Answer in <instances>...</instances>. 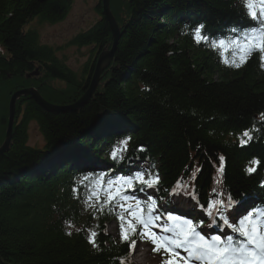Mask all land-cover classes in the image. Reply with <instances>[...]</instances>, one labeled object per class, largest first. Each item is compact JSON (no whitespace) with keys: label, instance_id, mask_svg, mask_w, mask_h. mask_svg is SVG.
I'll list each match as a JSON object with an SVG mask.
<instances>
[{"label":"trees","instance_id":"16d2710c","mask_svg":"<svg viewBox=\"0 0 264 264\" xmlns=\"http://www.w3.org/2000/svg\"><path fill=\"white\" fill-rule=\"evenodd\" d=\"M120 1L109 2L119 7ZM122 1L124 10L110 6L119 35L96 95L77 112H49L28 96L17 101L9 145L0 155V264H128L130 240L106 231L108 222L119 221V209L97 204L95 198L86 206L85 198L89 186L103 198L100 176L127 172L130 161L135 166L145 162L159 173L157 194L176 210L184 211L168 199L174 191L198 197L193 202L210 218L221 196L226 202L229 196L239 201L264 193L261 53L253 51L233 67L211 50L214 38L225 39L226 30L244 36L258 27L243 14L246 0ZM69 2L0 0V85L39 71L64 87L43 92L36 78L21 85L37 86L46 101L57 105L72 104L87 90L95 58L77 74L56 63L52 49L39 42L34 30L23 29L33 16L52 23L62 20ZM97 10L101 13L100 3ZM101 14L71 43L96 52L109 49L111 32ZM198 25L204 26L201 36L207 40L197 42ZM5 107L0 108V144L7 125ZM31 121L45 138L53 134L54 142L46 141L43 150L28 145ZM79 125L86 126L73 133ZM246 130L251 140L244 136ZM125 137L131 138L127 150L120 143ZM241 139L247 143L242 145ZM139 145L143 152L134 150ZM113 151L124 159L113 160ZM221 156L224 172L218 176ZM254 160L259 161L257 170L249 174ZM198 208L186 212L195 222ZM92 231L96 246L89 242Z\"/></svg>","mask_w":264,"mask_h":264},{"label":"snow or ice","instance_id":"6c2138e0","mask_svg":"<svg viewBox=\"0 0 264 264\" xmlns=\"http://www.w3.org/2000/svg\"><path fill=\"white\" fill-rule=\"evenodd\" d=\"M256 0H246V8L250 20L257 22L258 27L251 28L245 35L237 37L239 42L243 40L236 51L240 53V63H232L230 66L239 67L240 64L246 62L247 56L253 51L261 53V60L264 62V19H260L255 8ZM261 5L260 17H264V0H259ZM204 30L203 25H198L195 30L197 42L207 40L208 37H202ZM259 41V43H257ZM224 39H220L219 44L223 46ZM213 46L216 44L214 42ZM120 135V131L115 133ZM244 136L251 140L252 137L246 130ZM131 140L125 137L121 140V144L127 150V145ZM247 143V140L241 139V144ZM136 151L143 152L144 146L139 145ZM113 160H123V156H118L116 151L112 154ZM139 160V157L135 158ZM220 167L217 170L218 176H222L224 172V157H220ZM254 165H258L259 161H253ZM111 166H109L110 168ZM249 174L256 171L255 167L246 170ZM91 173L84 177L82 185L90 177ZM102 182L101 192L94 190L89 186L88 195L85 198V205L89 206L95 198L97 204H103L112 208L119 209L117 219L120 221L118 229L122 241H129L130 235L147 236L154 245L153 251H164L175 255L182 259L184 264H264V212L255 209L254 201L250 198H243L240 201H233L229 196L227 201L224 199L216 200L217 211L221 213L219 217L225 228L231 230L229 232H220L216 235H209L206 239L201 233L206 231L203 219L210 213H206L203 207H199L200 212L199 223H193V219H183V224L187 226V231L176 230L167 227L163 221H172L182 219L179 215H173L176 209H167L165 202L158 204L159 198L153 193L160 190L161 178L158 172H154L142 167L137 168L130 161L127 172H108L102 174L97 183ZM179 184V181L177 182ZM220 183L219 178L217 184ZM264 186V184H262ZM76 190L74 189V192ZM175 194V193H173ZM214 195H220L213 189ZM199 199L198 197H192ZM96 207L97 205H91ZM146 208V212H145ZM103 211V208L100 209ZM231 218V223L229 222ZM221 224L213 220L207 225V229L215 232L220 228ZM71 234V233H69ZM97 233L92 231L89 236V242L95 245V237ZM198 238L199 243H193ZM135 240H131L130 249L135 247ZM181 253L184 255L182 256ZM162 264H176L175 260H164Z\"/></svg>","mask_w":264,"mask_h":264},{"label":"rangeland","instance_id":"374dc122","mask_svg":"<svg viewBox=\"0 0 264 264\" xmlns=\"http://www.w3.org/2000/svg\"><path fill=\"white\" fill-rule=\"evenodd\" d=\"M109 1L110 0H108L109 11L115 23L117 24L111 8L113 9L114 7L113 10H115L116 8H119L120 10H124L123 7L126 6V1L121 0L119 7L118 5L115 6L116 4H118L117 2L114 4V6H112ZM99 3L101 5V13H102L101 0H70L68 10L62 20L52 23V22L43 21L38 16L37 17L33 16L26 22V24L23 26V29L34 30L38 35L39 42L52 49L51 51L54 54L56 63L59 65L62 64L68 66L69 68L72 69L73 72L78 74L81 71L82 66L86 64L87 61H91V59H93L94 61V58L95 60H97L101 52H106L107 50H110V48L109 49L106 48L100 52L98 50L96 52L90 46L87 45L77 46L71 43L72 39L77 34L93 26L96 23V21H98V19L101 17L100 16L101 13H99L97 10V6ZM255 8L256 10H259V12L261 11V5L259 3V0H256ZM111 46H112V37H111L110 47ZM104 69L100 71V74L98 76V82L101 79V75L103 74ZM43 77H44L43 73L39 71H34L31 74H25L24 77L15 76L13 77V79H8L7 82L0 85V97H2V106L0 105V108L4 111V106H6L5 111L7 109L6 111L7 120L9 117L8 108H9V100L11 95L17 90L32 87V86L29 87L22 86L23 83L25 82V79L36 78L35 83L36 85L37 84L40 85V90L43 92H46V90L49 88L53 89L54 87H56L61 89L64 87V85L61 82L55 80H48L46 77L45 78ZM75 77L77 78V75ZM32 88L38 91L37 86ZM96 90H97V85L94 88L92 94H95ZM84 94L85 92L82 95L84 96ZM91 95L89 96V99L91 98ZM27 96L28 95L21 97H27ZM18 99L19 98H17L14 103L13 115L15 114ZM18 114L17 116L19 117ZM27 126L28 127L26 132L28 137L27 140L28 145L43 150L46 142L44 140V136H42V134L38 129V125L35 122L31 121ZM5 130L3 132V139H4ZM109 228H110L109 230L113 232L114 230L113 226L111 225ZM139 252L140 254L141 252H143L141 256ZM132 260L133 262L131 264L159 263V258L149 251V246L148 244L145 243H141L137 251L136 249L134 250V253L132 255Z\"/></svg>","mask_w":264,"mask_h":264},{"label":"water","instance_id":"95a60500","mask_svg":"<svg viewBox=\"0 0 264 264\" xmlns=\"http://www.w3.org/2000/svg\"><path fill=\"white\" fill-rule=\"evenodd\" d=\"M39 1H44V0H39ZM102 1V16H104V18L107 21L109 30L111 32V37H112V46L110 47V50H107L106 52H101L95 62V68H94V72L92 74L90 83L88 85L87 90L85 91L84 96H80L78 98V100H76L74 103L69 104V105H56V104H52L49 103L48 101H46L39 93L36 89L34 88H24V89H20L15 91L9 100V117L7 120V125H6V130H5V134H4V140L2 142V144L0 145V155L6 151V149L8 148L9 145V141H10V135H11V128L13 125V112H14V103L15 100L21 96H26L28 95L29 97H31L38 105H40L43 109L49 111V112H62V111H74L77 112L79 110V108L89 99V96L92 94L94 88L96 87V85L98 84V76L100 74V71H102L105 67L108 66V64L111 62L112 60V54H113V50L116 44V40L118 38L119 35V28L117 26V24L115 23L109 8H108V0H101ZM106 60V61H105ZM95 118H92V120H94ZM86 125H79L76 126L74 128H72V132L75 133L77 131H80L82 129L85 128ZM67 133V132H64ZM72 133V134H73ZM45 142L49 141V142H54V138H53V134H47L46 138L44 137Z\"/></svg>","mask_w":264,"mask_h":264},{"label":"bare ground","instance_id":"6f19581e","mask_svg":"<svg viewBox=\"0 0 264 264\" xmlns=\"http://www.w3.org/2000/svg\"><path fill=\"white\" fill-rule=\"evenodd\" d=\"M105 61H106V60H105ZM61 106H63V105H61ZM142 253H143V252H141L140 256L142 255ZM143 256H144V254H143Z\"/></svg>","mask_w":264,"mask_h":264}]
</instances>
